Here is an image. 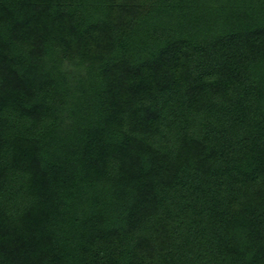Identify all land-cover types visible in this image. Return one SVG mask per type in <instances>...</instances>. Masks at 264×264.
<instances>
[{
	"label": "trees",
	"instance_id": "obj_1",
	"mask_svg": "<svg viewBox=\"0 0 264 264\" xmlns=\"http://www.w3.org/2000/svg\"><path fill=\"white\" fill-rule=\"evenodd\" d=\"M0 264H264V0H0Z\"/></svg>",
	"mask_w": 264,
	"mask_h": 264
}]
</instances>
